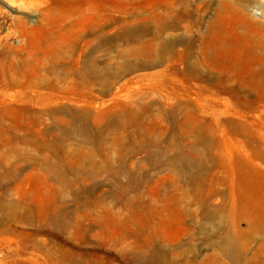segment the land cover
<instances>
[{
	"label": "rangeland",
	"instance_id": "obj_1",
	"mask_svg": "<svg viewBox=\"0 0 264 264\" xmlns=\"http://www.w3.org/2000/svg\"><path fill=\"white\" fill-rule=\"evenodd\" d=\"M0 264H264V0H0Z\"/></svg>",
	"mask_w": 264,
	"mask_h": 264
}]
</instances>
